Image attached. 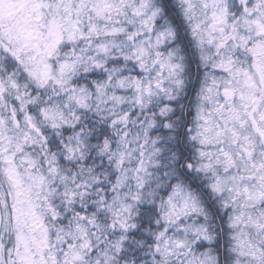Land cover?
I'll use <instances>...</instances> for the list:
<instances>
[{
	"label": "clouds",
	"instance_id": "clouds-1",
	"mask_svg": "<svg viewBox=\"0 0 264 264\" xmlns=\"http://www.w3.org/2000/svg\"><path fill=\"white\" fill-rule=\"evenodd\" d=\"M0 264H264V0H0Z\"/></svg>",
	"mask_w": 264,
	"mask_h": 264
}]
</instances>
